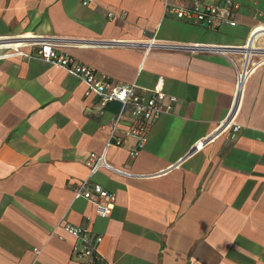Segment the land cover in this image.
Returning a JSON list of instances; mask_svg holds the SVG:
<instances>
[{
	"label": "crops",
	"instance_id": "crops-1",
	"mask_svg": "<svg viewBox=\"0 0 264 264\" xmlns=\"http://www.w3.org/2000/svg\"><path fill=\"white\" fill-rule=\"evenodd\" d=\"M166 1L0 0L1 36H55L59 50L112 79L136 82L142 92L161 84L177 96L135 158L133 137L109 146L108 160L137 175L104 168L94 174L117 193L104 218L76 197L74 186L89 174L90 153L105 150L121 102L101 108L98 95L58 64L0 58V264H76L72 251L80 240L65 223L102 235L104 264H264V64L238 96L233 62L240 53L164 47L146 53L140 45L98 42L154 36L237 47L264 26V0H235L237 24L219 28L166 13ZM234 108L237 136L220 135L187 156ZM128 124L124 118L121 130Z\"/></svg>",
	"mask_w": 264,
	"mask_h": 264
},
{
	"label": "built area",
	"instance_id": "built-area-1",
	"mask_svg": "<svg viewBox=\"0 0 264 264\" xmlns=\"http://www.w3.org/2000/svg\"><path fill=\"white\" fill-rule=\"evenodd\" d=\"M91 0H83L85 4ZM239 3L235 0H167L166 13L173 14L178 18L193 19L205 23L211 27L219 28L224 24L235 26ZM113 13H110L112 16ZM103 44L126 43L140 45L147 53L153 47L180 48L190 52L209 51L224 52L226 50L240 53L241 58L234 60L237 67V95L241 93L247 77L264 64V26H256L252 29L245 44L230 47L227 45H205L201 43L177 44L156 39L154 36L145 42L137 41H98ZM58 38L51 35L34 34L26 37H4L0 35V58L13 55L26 57H38L44 61L58 64L69 73L75 75L86 84L87 94L95 93L99 97L100 107L106 106L111 101H119L122 104L121 112L114 118L108 128V141L102 153L91 152L87 159L89 174L74 186L76 197H83L92 202L101 217H109L116 205L117 193L108 189L103 184L96 182L93 176L100 169H108L126 175H137L125 168L117 167L107 158L110 145H126L129 138L134 142L129 145V153L135 158L145 147L150 127L153 122L163 113H170L174 109L177 96L168 94L163 85L142 92L136 82H126L112 79L105 73L98 71L93 65L80 61L75 56L59 50ZM37 46L33 52H28L24 47ZM235 108L220 123L214 131L200 137L190 147L187 156L203 150L207 145L216 141L220 135H227L234 139L240 131L241 125L235 121ZM129 117V124L124 131L121 130V122ZM63 228L80 240V245H74L72 258L76 264H104V259L99 251L102 235L98 234L85 225L65 223ZM36 253H41L40 247H34Z\"/></svg>",
	"mask_w": 264,
	"mask_h": 264
}]
</instances>
